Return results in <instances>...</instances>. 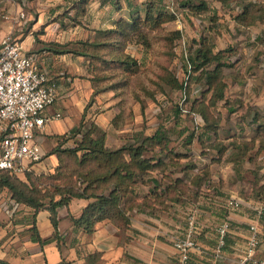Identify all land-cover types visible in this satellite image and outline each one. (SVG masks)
<instances>
[{"label": "crops", "instance_id": "obj_1", "mask_svg": "<svg viewBox=\"0 0 264 264\" xmlns=\"http://www.w3.org/2000/svg\"><path fill=\"white\" fill-rule=\"evenodd\" d=\"M21 1L0 0V4L9 7L10 13L0 27H6L7 34H12L25 51L35 54L38 66L47 70L58 84V98L45 114L60 112L62 116L48 122L34 138L46 154L56 145L57 137L80 125L85 111L86 119L95 116L93 106L87 108L94 89L88 56L56 53L47 45L91 39L97 29L112 27L119 11L114 0H88L84 15L80 13V0H30L29 4L33 1L39 6L37 11L31 10L26 15V20L31 19L29 24L27 21L22 24ZM205 1L209 6L206 12L215 16L211 17L210 24L208 19L203 21L205 35L210 36L217 51L232 49L228 53L232 60L231 72L224 76L225 97L214 108L220 117L218 130L206 143L218 140L227 150L220 154L214 148L202 147L196 139L190 145L191 151H186L181 144L183 137L177 147L189 156L182 157L181 166L171 173L173 178H183V186L156 170L147 177L151 180L139 183L135 191L140 202L151 195V191L161 193L168 185L171 189L186 191L178 199L168 198L154 206L135 208L125 230L111 219L99 221L92 232L76 227L71 217L80 215L89 200L73 199L69 206L59 209L58 230L66 243L64 240L44 243L36 240L37 234L48 240L55 233L50 211L41 209L34 216L30 207L15 203L7 189L0 191V221L3 223L0 258L6 264H61L64 258L71 264H178L179 252L174 239L188 231L192 214L197 219L198 245L191 250L188 264H244L252 224L257 225L260 238L256 257L264 259V211L261 217L259 215L260 208L264 209V200L253 191L254 184L257 187L264 184V135L257 132L260 125L264 127V0ZM244 4L259 13L252 24L240 23L235 18ZM257 9L261 10L257 12ZM181 10L183 16L185 11L191 12L188 7ZM194 15L202 16L201 13ZM85 19L89 23H84ZM202 87L195 90L198 94L193 99L189 98L191 103L206 96V89ZM187 110L183 107V111ZM200 117L197 127L201 131L205 122ZM96 123L102 127L105 119L97 114ZM142 135L146 133L137 132L138 137ZM123 139L119 137L117 143H123ZM195 144L199 147L193 148ZM106 145L111 146L108 133ZM56 158L55 154L48 155L43 164L51 166ZM188 162L194 167L185 168ZM198 179L200 182L195 183ZM231 200L239 201L240 206H231ZM226 219L232 221V226L225 246L219 248L218 228Z\"/></svg>", "mask_w": 264, "mask_h": 264}, {"label": "trees", "instance_id": "obj_2", "mask_svg": "<svg viewBox=\"0 0 264 264\" xmlns=\"http://www.w3.org/2000/svg\"><path fill=\"white\" fill-rule=\"evenodd\" d=\"M216 1L228 3L230 0ZM87 2L88 0H80L81 15L86 12ZM117 2L119 1L114 0V4ZM161 2L163 6H161ZM128 5L135 10L130 18H116L112 27L97 29L91 39H79L65 43L52 42L47 45L56 53L73 52L88 56L90 78L94 88L93 95L98 92L96 90H99V82L106 78V74L102 75L103 72L100 73L101 75L98 73L99 64H101L100 68H109V65L115 62L123 70H135L136 60L124 52L127 42L134 38L144 37L145 29L158 28L165 22L175 20V15L169 12L165 0H143L138 6H133L132 2L128 0ZM180 7H188L194 14L203 13L209 9L205 0H182ZM242 8L235 15L237 21L247 25L255 22L259 13H255V9L249 4H244ZM260 10L257 9V12ZM143 11L144 16L142 15ZM175 36L181 38V31H176ZM195 44H197L196 47L192 49L186 59L187 72L189 70L188 60L191 63V72L187 80L191 79L193 83L205 87L206 96L195 99L190 104L188 113L200 114L205 123L198 133L194 129L189 130L181 144L186 148V151H191L190 145L197 139L202 147L214 148L222 154L227 150L223 143L218 140L208 143L206 141L211 140V134L217 133L218 130L220 117L215 114L214 108L225 97L227 82L224 78V69L232 65L228 54L232 49L217 51L213 40L208 35L201 36ZM103 49L108 52L100 53V50ZM93 95L87 108L92 104ZM98 132V124L93 120L86 119L85 111L80 125L69 133L59 136V140L62 141L58 142V145L51 151V154H56L59 159L57 173L51 176L53 183L49 181L48 177H46L48 180L46 178L35 180L28 170L25 171L26 177L21 178V174L0 168V191L9 190L14 202L32 208L34 216L41 209L46 208L50 211L55 233L48 240H43L37 234L35 239L41 243L60 240L59 208L67 206L71 198L81 197L89 200L80 215L71 217L76 227L92 232L99 221L111 219L125 230L128 228L130 216L135 208L154 206L157 203H163L168 198L178 199L186 191L182 188L171 189L168 185L164 190H161V193L151 191V195H146L141 202L138 201L135 191L139 183L149 182L151 179L147 180V177L152 176L156 170H159L164 177L174 180L179 186H183V178H173L171 173L181 166L180 159L189 156V153H182L181 151L185 150L172 145L173 139L168 130L158 127L151 135H142L135 141L124 143L117 148H109L106 145V133L103 131L97 135ZM257 132L264 135V127L260 125ZM0 136L1 141L3 135L0 134ZM69 138H73L75 144L63 147ZM246 147H249L247 143ZM188 167H194V164L188 162L185 168ZM54 179H57L58 182H55ZM199 179L203 180V178ZM199 179L194 182L199 183ZM40 183L52 184L54 190L45 187L46 189L43 191ZM253 191L258 194L260 199L264 200V184L260 187L254 184ZM56 194L60 197H56ZM47 199H49V204L46 202ZM226 220H229L230 226H232V221ZM2 226L3 223L0 221V229ZM0 264H6V262L0 258ZM61 264H71V262L64 258Z\"/></svg>", "mask_w": 264, "mask_h": 264}, {"label": "rangeland", "instance_id": "obj_3", "mask_svg": "<svg viewBox=\"0 0 264 264\" xmlns=\"http://www.w3.org/2000/svg\"><path fill=\"white\" fill-rule=\"evenodd\" d=\"M29 1L25 0L24 2L22 0L20 3L26 15L31 10L37 11L39 6L33 1L29 4ZM116 1H119L115 4L119 11L117 18H130L135 10L128 5V0ZM130 1L133 6H138L143 0ZM160 4L163 6L162 2ZM94 7L95 4H93ZM122 8L123 11H121ZM8 9L9 7L5 6L4 3L0 4V25H4L5 21H7V16L10 15ZM184 13L186 24L183 30L178 28L175 20H171L163 23L158 28L145 29L144 37L134 38L127 42L124 52L136 60L135 70H123L115 62L111 63L109 68H100L101 64L98 63V73L103 72L102 75L106 74V78L99 82V90H96L97 87L95 88L98 92L94 95L92 94L93 100L90 107L93 106L94 110L92 112L95 116L91 117L90 120L96 122L97 114H100L105 119L104 126L101 127L97 123L99 132L96 134L99 135V133L104 131L106 140L107 133L110 135L111 146L109 148H117L124 143L133 142L138 138L137 132L148 135L149 133H154L158 127H163L169 131L173 139L172 145L175 147L180 144L183 137H186L189 130L194 129L196 133L200 132V128L197 127L201 122L200 115L195 116L182 110V107L190 108L191 102L189 98L193 99L198 94L195 90L198 91V87H202L200 84L193 83L191 79L187 80L189 74L186 71L187 58L185 50H187L188 54H191L192 49L195 47L194 45H196V40L200 39L201 36H205L206 24L203 21L208 19V24H210L211 17L215 16L212 13L203 12L201 13L202 16L198 18L192 12L187 14L185 11ZM205 14L210 16L206 18ZM142 15L144 16V11ZM21 19H23L22 24L25 21H27L26 24H29L31 21L30 18L26 20V17ZM84 23L89 22L85 19ZM178 30L182 33L181 38H176L175 36ZM7 32L6 27H0V45L2 39L8 35ZM183 41H185V44ZM106 52H108L106 49L100 50V53ZM106 56L109 57L110 55ZM230 68L231 66L225 68V75L231 72ZM202 89L204 88L202 87ZM92 95L88 102L91 100ZM106 124L109 129L105 126ZM182 132H184V136L181 134ZM121 136L124 138V142L117 143V139ZM61 141L57 137L55 146ZM74 144V139L69 138L63 144V147L73 146ZM55 146L47 150L49 152L45 154L44 159L51 155V151H53ZM192 146L193 148L199 147L197 144ZM43 160L39 163L30 164L28 171L35 180L48 177L49 181L53 183L51 176L57 173L59 159L57 157L56 162L51 166L44 165ZM26 175V173H21L20 176L25 178ZM48 178L46 179L48 180ZM55 182H58V180L56 179ZM39 185L43 191L46 189L45 187L54 190L52 184L40 183ZM8 193H10L9 190ZM55 196L60 197L58 194ZM73 199L75 198H71L69 204ZM46 202L49 204V199ZM32 211L34 212L33 209ZM63 240L66 243L65 237L60 238V242Z\"/></svg>", "mask_w": 264, "mask_h": 264}, {"label": "built area", "instance_id": "obj_4", "mask_svg": "<svg viewBox=\"0 0 264 264\" xmlns=\"http://www.w3.org/2000/svg\"><path fill=\"white\" fill-rule=\"evenodd\" d=\"M181 1L165 0V3L169 12L175 15L178 28L183 30L185 22L180 7ZM25 17V12H22L21 18ZM183 42L185 44V41ZM185 55L188 58L187 50ZM188 67L190 74L189 60ZM57 98L58 84L47 70L38 66L35 54L25 51L12 34L6 35L0 45V134L3 135L0 141V168L21 174L30 169V164L39 163L44 159L45 151L34 138L37 131L44 130L48 122L62 116L60 112L54 115L45 114L46 109L53 105ZM230 204L233 207L240 206L237 200H231ZM263 211L261 207L260 217ZM197 227V219L192 214L188 231L174 239V245L179 252L178 264H188L191 250L197 247ZM230 228L229 220H225L218 228L219 248L225 245ZM250 229L243 263L264 264V259L256 257L260 244L258 227L252 224Z\"/></svg>", "mask_w": 264, "mask_h": 264}]
</instances>
